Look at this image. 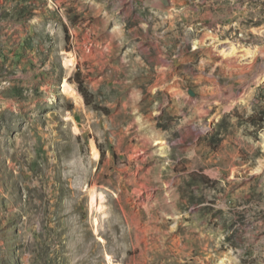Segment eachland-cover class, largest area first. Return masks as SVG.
Instances as JSON below:
<instances>
[{
  "label": "rangeland",
  "instance_id": "rangeland-1",
  "mask_svg": "<svg viewBox=\"0 0 264 264\" xmlns=\"http://www.w3.org/2000/svg\"><path fill=\"white\" fill-rule=\"evenodd\" d=\"M0 264H264V0H0Z\"/></svg>",
  "mask_w": 264,
  "mask_h": 264
},
{
  "label": "trees",
  "instance_id": "trees-1",
  "mask_svg": "<svg viewBox=\"0 0 264 264\" xmlns=\"http://www.w3.org/2000/svg\"><path fill=\"white\" fill-rule=\"evenodd\" d=\"M78 92L84 97L85 101L87 104H91L90 101V95L87 93V91L84 89L83 85L81 82H78Z\"/></svg>",
  "mask_w": 264,
  "mask_h": 264
}]
</instances>
